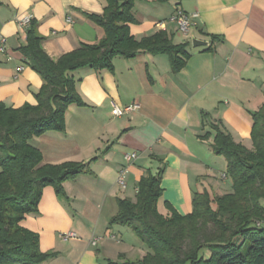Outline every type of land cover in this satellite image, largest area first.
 <instances>
[{
	"label": "crops",
	"instance_id": "0c3cea01",
	"mask_svg": "<svg viewBox=\"0 0 264 264\" xmlns=\"http://www.w3.org/2000/svg\"><path fill=\"white\" fill-rule=\"evenodd\" d=\"M105 6L106 0H0L6 49L0 53V104L35 105L42 86L19 50L26 35L18 18L31 16L42 50L56 62L80 44L103 40V29L88 15L101 16ZM177 9L197 13L186 35L167 21ZM131 13L135 22L128 29L135 40L165 32L173 45H185L189 58L176 72L167 54L140 52L113 58L111 70L70 73L84 106H68L64 131L45 132L30 144L45 165L74 162L85 170L63 182L59 194L45 187L37 214L20 223L37 234L40 252L53 254L40 264L140 260L146 247L130 228L111 224L118 201H135L141 178L159 175L157 210L165 215L170 206L187 215L195 194L231 192L226 160L212 150L216 130L251 149L252 115L264 104V0H136ZM192 38L207 45L194 47ZM19 66L24 69L17 73ZM134 102L137 112L112 116V103ZM130 153L137 158L127 163ZM123 167L121 189L115 181ZM67 232L75 237L64 241L60 236Z\"/></svg>",
	"mask_w": 264,
	"mask_h": 264
},
{
	"label": "trees",
	"instance_id": "16d2710c",
	"mask_svg": "<svg viewBox=\"0 0 264 264\" xmlns=\"http://www.w3.org/2000/svg\"><path fill=\"white\" fill-rule=\"evenodd\" d=\"M135 1L106 0L101 16L88 15L103 29V40L80 44L56 62L42 50L34 22L25 28L26 44L19 50L42 86L35 105L13 109L0 104V264H40L53 255L40 252L37 234L20 223L37 214L45 187L59 194L63 182L85 170L82 163L45 165L30 144L45 132H63L68 106H84L70 73L111 70L113 58H134L140 52L167 54L176 72L189 58L185 45H173L165 32L140 41L130 35ZM252 119L251 149L216 130L212 150L226 160L230 193L212 198L195 194L191 213L182 216L167 206L163 215L157 210L160 177L147 174L138 184L135 201H118L111 224L130 228L147 253L140 260L115 264H264V104Z\"/></svg>",
	"mask_w": 264,
	"mask_h": 264
},
{
	"label": "built area",
	"instance_id": "2783aa9c",
	"mask_svg": "<svg viewBox=\"0 0 264 264\" xmlns=\"http://www.w3.org/2000/svg\"><path fill=\"white\" fill-rule=\"evenodd\" d=\"M196 17H197L196 12L186 13V12H183V11L177 9V10H175L173 15L167 21L175 24L179 33L186 35L189 32V30L191 29V27L194 25L193 20ZM31 21H32V18L29 15L23 16V17L18 18L16 20L17 25L23 31H25V28L29 25V23ZM157 26L159 28H163L164 22H159L157 24ZM0 53H2V54L6 53L5 39L4 38H0ZM23 69H24V66H19L17 68V73H20L21 71H23ZM139 108H140V106L136 102L131 103V104L124 106V107H119L116 104L112 103L111 104V114L113 117H116V118L126 117V116L131 115L134 112H137L139 110ZM136 158H137L136 153H130V154L124 155V160L127 163L131 162L132 160H135ZM126 174H127V168L126 167H123L117 173V177H116L115 182L121 189H124L126 187ZM74 237H75V234L73 232H67L65 234H61V236H60V238L64 241L71 239V238H74ZM92 244H95V242H93Z\"/></svg>",
	"mask_w": 264,
	"mask_h": 264
},
{
	"label": "water",
	"instance_id": "95a60500",
	"mask_svg": "<svg viewBox=\"0 0 264 264\" xmlns=\"http://www.w3.org/2000/svg\"><path fill=\"white\" fill-rule=\"evenodd\" d=\"M192 45H193L194 47H197V46H206L207 43L192 38Z\"/></svg>",
	"mask_w": 264,
	"mask_h": 264
},
{
	"label": "rangeland",
	"instance_id": "374dc122",
	"mask_svg": "<svg viewBox=\"0 0 264 264\" xmlns=\"http://www.w3.org/2000/svg\"><path fill=\"white\" fill-rule=\"evenodd\" d=\"M229 182L231 183V180L229 179Z\"/></svg>",
	"mask_w": 264,
	"mask_h": 264
}]
</instances>
